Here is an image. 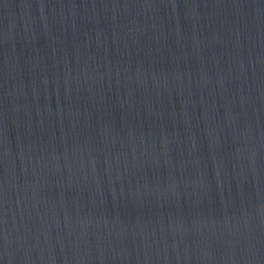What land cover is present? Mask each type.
<instances>
[{
	"label": "water",
	"instance_id": "obj_1",
	"mask_svg": "<svg viewBox=\"0 0 264 264\" xmlns=\"http://www.w3.org/2000/svg\"><path fill=\"white\" fill-rule=\"evenodd\" d=\"M0 264H264V0H0Z\"/></svg>",
	"mask_w": 264,
	"mask_h": 264
}]
</instances>
